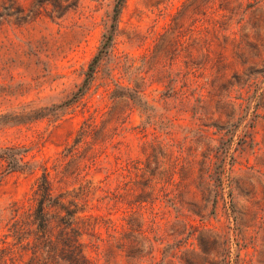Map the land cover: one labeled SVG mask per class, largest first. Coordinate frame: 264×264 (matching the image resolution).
Instances as JSON below:
<instances>
[{
    "label": "rangeland",
    "instance_id": "374dc122",
    "mask_svg": "<svg viewBox=\"0 0 264 264\" xmlns=\"http://www.w3.org/2000/svg\"><path fill=\"white\" fill-rule=\"evenodd\" d=\"M114 6L0 0V238L46 174L82 264H264V0Z\"/></svg>",
    "mask_w": 264,
    "mask_h": 264
},
{
    "label": "trees",
    "instance_id": "16d2710c",
    "mask_svg": "<svg viewBox=\"0 0 264 264\" xmlns=\"http://www.w3.org/2000/svg\"><path fill=\"white\" fill-rule=\"evenodd\" d=\"M123 2L124 0H115L114 19ZM111 39L112 33L109 30L104 34L100 51L109 46ZM93 69L91 63V72H86L84 85ZM82 90L84 91L83 87L76 92L75 97L83 94ZM93 130L95 126L84 123L79 129L77 141ZM1 157L5 159L8 171L21 167L22 157L19 149L8 147ZM83 191V188H80V191H72L74 194L70 199H66L69 191L54 194L47 175L43 174L29 198L33 204H30L19 218L12 216L9 233L0 238V264H59V261H64L65 264H82L86 258L78 241L81 233L74 225L77 223L75 214L79 210L75 198L82 195ZM17 210L18 208L14 211ZM8 236L14 240L11 244L6 240ZM14 247L18 248L16 252L19 251V259L16 258Z\"/></svg>",
    "mask_w": 264,
    "mask_h": 264
}]
</instances>
